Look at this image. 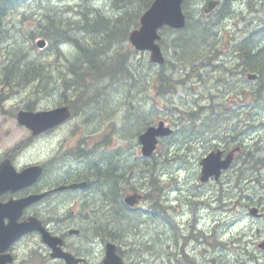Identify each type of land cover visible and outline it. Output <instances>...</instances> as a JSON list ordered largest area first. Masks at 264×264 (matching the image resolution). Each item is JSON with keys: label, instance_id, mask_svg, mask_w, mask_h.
Returning a JSON list of instances; mask_svg holds the SVG:
<instances>
[{"label": "rangeland", "instance_id": "rangeland-1", "mask_svg": "<svg viewBox=\"0 0 264 264\" xmlns=\"http://www.w3.org/2000/svg\"><path fill=\"white\" fill-rule=\"evenodd\" d=\"M139 1L144 0H66V2L64 0H52L51 3L48 2L47 5L51 8L56 7V9L58 10H49V15L47 16H69L71 18L75 17L77 19H82L83 15L80 12V8H83L89 14V18H91L92 23L95 21L93 18L94 15L99 18L100 15H97V11H99L101 14H103L102 18L99 20V24H106V27L110 29L111 25H118L117 21H119V19L110 21L109 18H118V15H121L122 13L132 9H134V13L137 12L139 14L141 12V7L138 4ZM203 1L204 0H190L188 6H186L185 9L189 12V24L192 27H198V36L206 40L200 41L196 49V54L201 51L199 54L202 53V55H204H201L202 58L199 59V61L203 62V64H201L202 66L195 68V72H193L191 75L178 77L177 80L180 81L182 85L179 83L176 87L177 90H174L172 93H168V89H162L160 91L162 92L160 94L161 97L157 96L156 102L153 101L156 90L154 81L157 80V76L155 75H157L158 70L160 68L165 69L167 71L166 75H168V72L172 71L175 75L183 74L182 70L184 69V66L178 63V54L183 51L176 46L177 42L175 39L177 36L182 37V35H185L186 31L174 32L170 29L161 31L163 40L165 38L164 43H166L163 44L165 63L161 64V67L155 64L152 66H148V64H152L150 60V53L148 51H139L135 49L130 41L127 40L117 44L115 43L113 45V50H116L120 47L121 51L123 53H127L128 55V61L131 64H127V66L129 68V72L132 74L131 76H129V79L127 80L125 77H120V75H118L117 77H115L117 81L115 80V82H111L110 84H107L108 80L106 79L108 77L103 79L106 80L104 83L95 82V88L92 89V92L95 95L94 98H96H87L88 100L86 99V104L79 107V110L82 109L83 111H80L86 114V118L82 119V121L78 116L75 119L64 124L62 127L54 130L52 133L41 138H29L32 137L31 132L18 124L16 119L17 112L21 108H25L27 104H30L31 107H35L36 109H48L56 107L58 102L61 101V98L64 94L63 90H60V92L58 90H52L43 95L36 90L34 93H32L31 91L33 90V87L22 88L18 87L17 85L13 87H7V85L5 84H0V161L3 159L6 153H10V155H13V162L15 166L19 169L24 168L28 164L36 162L47 161L51 163L49 173L44 177V180L41 182V184L46 183L57 185L60 182H58V176H61L62 174L64 176H67L68 174H72L78 171L82 172L80 176L83 173L91 174V181L95 183L94 188L99 190V193H94L96 198L95 200L97 202L99 201L100 203L104 198L102 196V190H106V188H100V183H103V180L100 182V179L98 178L99 173H95L93 171V164L97 163L102 166V168H106L107 166L108 168H113L114 163L113 165L110 164L113 160L112 157L106 160L101 158L103 152H105V149L111 150L117 145L114 141L108 140V142H102L103 136H105V130L107 128V126L105 125L111 120H115V114L119 113L121 110L123 111V125H119L120 119L118 123L108 125L112 132H117V137L119 138L118 141L130 140L132 138L130 140L131 144H129L130 148L128 150H125L123 152V155H128L130 157L131 153H133L136 158L137 156H142V153L141 151H139L138 146L134 145L135 143L139 144V142L137 134L134 135L133 132L137 129L139 131V129L144 125L142 123V119L145 120L146 118L147 121H150L149 125L154 124L161 119L166 120V122L178 132V135L173 138V147L169 146L170 144L168 143H163L162 145L160 144V148L157 152L158 156L163 158L162 161H167L166 163L159 165L160 168L158 170L159 172H167V176L162 181L165 184V188L163 190V199H166L167 193L171 191L170 188L176 187L172 190L174 197L173 203H175L176 206L178 203L177 196L182 193L184 197H189L192 201L198 202V197H193L194 195L190 194L196 192L194 189L198 190L199 193L200 191H203L202 196L200 194L198 196H200L201 200H204L207 203L206 206H203L202 204L200 205L203 211L201 213L202 218H199L200 222L197 228L193 230L194 233H192V236L186 237L182 240V242L185 243V249L187 247H195L200 248L201 251L202 249L207 250L208 253L205 255V259L210 264H264V250H262L258 246V243L264 239V218L252 217L249 213L248 208V206L250 205L247 204L252 203L251 205H256L254 203L260 204V202H264V188L262 189L261 186L253 184L259 174L257 173L256 175H251L248 177L244 176L240 178L239 187H237L236 179L238 174H241L242 171L239 172L240 164H236V166L231 167L223 174L220 184H217V182H213L212 184L202 185V183H200L199 181V175L201 172L200 160L202 159V157L209 150L215 148L216 145L222 147L221 149L229 148L227 140H218L215 135H221L225 133H227L228 135H234L237 138L243 139V144L245 146L247 144L251 145V140L254 138L260 139V135L264 137V91L257 92L258 85H255L256 82L251 83L247 81L244 77V74L242 72H238L237 69L235 76H232V73L229 72V69L232 68L230 66L232 64H236L239 61L235 57L234 45L238 43V41L244 34L247 33L248 30H251L253 27H257L261 22L260 20L263 19L264 16H262V12L259 14L253 13L254 17H256L257 19L255 21H252L249 18L251 21L247 23L248 20H241V18H243V15L235 14L236 12L239 13L246 11L250 6V1H253L227 0L224 7L221 9V12L218 11L216 14H212L214 16L205 17L203 13ZM41 2L42 0H30L17 6L15 10H12L5 19L6 27L9 28L10 32L15 33V35L17 36L18 31L23 32L25 30H34L32 27L35 26L37 20L42 16L38 15L40 10H42L43 2ZM44 3L47 2L44 1ZM92 8L99 10L92 11ZM53 12L57 14L50 15ZM24 13L27 15H23ZM29 13H33V15H28ZM250 16L251 18L253 17L252 15H248V17ZM236 17H241L237 20L236 27L238 29H234V19ZM206 26L210 28L211 31L209 30L208 32L207 29H204ZM71 27L72 25L70 26V28ZM77 29L74 30L73 27V31L71 30L70 34L74 37L81 38L84 36L88 39H90L93 34L88 31L79 32V30ZM202 29L206 30V32H208L210 35L206 34V32L205 34H203L204 32L202 31ZM186 35L189 36V34ZM14 39H16V37L7 38V41H5V38L2 40V43L5 41L3 44L5 49L3 48L2 43H0V71L4 66H2L1 61L3 60L7 49L10 46H13ZM91 39L90 43H92V45H95L94 42L97 39ZM21 40H24L26 46L30 47L31 55L29 53L28 56L34 58L35 60L38 59L41 61H45L46 59L48 61H53L55 59V61L61 62L67 57L69 60H73L76 56L75 50L70 46H66L64 48L65 52L63 51V57L61 58L59 55L53 53L50 50L43 52L39 51L35 46L31 47V44L35 43V39L33 41L29 39L28 42V39L23 37L21 38ZM99 44H107V42H99ZM263 44L264 37L260 38L258 44H254L256 45L254 47L256 48V50L258 47V50L262 51ZM113 53L111 52L110 54H108V57H106L108 61L110 58L114 59V57H116L115 53L117 54V52ZM86 61L87 63H89L88 60ZM240 62L242 63L243 61L240 60ZM247 64L248 61L245 62V65ZM116 66H118V64H116ZM107 71L108 69L106 68L98 70L97 72H95V74L96 76L101 75L105 77ZM180 78H183V81ZM223 78H226L227 80ZM236 80L237 82L233 83V81ZM162 86L168 87L167 82L163 79ZM47 87L48 83L45 82L44 90H42V93L45 92ZM242 89H245V91L241 92L239 95H236V92ZM141 90L144 92H140ZM103 95L105 96V98L101 97ZM98 99L99 101L97 102L96 106H92L94 100ZM216 103L218 104V106ZM109 104L110 108H108ZM211 104H214L215 107ZM222 104L224 105L223 107H225L226 110L229 109L231 113H234L233 115H231L230 119L227 118V116L223 118H221V116L217 117L216 109L220 108ZM105 105H107V108L105 109L107 110V112L104 110ZM149 108L152 110V113L150 114L146 113L149 112ZM197 108H202L200 109L201 111L199 110L198 112H202V119L197 121V123L202 126L200 127L198 125V128L195 125L190 126L191 122L188 118H186V115H190L191 113L195 112ZM127 109L133 111L127 112V116L124 117V113ZM202 122L206 123L203 124ZM79 123H81V125H79L81 127L77 130H74L73 128ZM91 127L95 129V132H93V129H91ZM193 127L196 128V131H216L213 134H210V136L212 135V137L207 142L196 140L193 133H190V135H188L189 133L186 134L184 132L182 134L183 136L181 135V138L177 137L183 131L188 130L189 132H191ZM247 127L251 129L247 130L245 134L242 135V130ZM141 132H143V130ZM80 134L82 135V140L77 146H82L83 149L86 150L85 154H82L78 157L74 153V149L72 148V146L75 144L76 138ZM134 137L136 138V141ZM183 138L184 141H187L189 145L188 149V146L184 145L186 143L177 145V143L183 141ZM93 140V146L91 148H88V145L91 144ZM178 146H180L181 152L186 153L183 161L179 158L177 159V156L175 158V155L178 154ZM165 147H168V152H166ZM254 150L256 149H253V154L251 156L256 159H254L255 166L250 167L248 172L252 173L257 167L264 174V166L260 164V161L258 159L259 154H257V152H254ZM226 151L228 150L226 149ZM100 152L101 156L99 155ZM169 155L173 156L174 158H171L168 161ZM110 159L111 162H109ZM131 162L132 160L126 159L125 162L121 163V167L125 166L127 169V172L125 173V180H128L129 182L132 180L133 182L136 181L138 183L147 181L148 176L143 175L147 172L141 173L142 175H138L137 173H135L136 177H134V179H130L128 175V164H130ZM253 163L249 164V166L254 165ZM140 165L141 164H139V167ZM117 170H119L118 173H122L119 167L117 168ZM237 172L239 173L237 174ZM174 174L177 175L175 177V181L174 179H171L169 181L167 177H171ZM101 178L106 179V177ZM119 178L122 177L120 176ZM119 182L121 184L120 186H122L123 180ZM110 183H114V180H112V182L110 181ZM116 185H118V182L116 183ZM130 188H132V186H127V190H129ZM138 189L143 190L145 189V187L142 186ZM159 194L160 193H157L156 198H161V195L158 196ZM220 195H222V204H228L227 202L234 201L232 203L233 210L231 214L228 213V210L225 211V209H223L222 212L217 210V217L214 221V217L211 216L212 211L209 208L214 203L215 206H219ZM230 197L231 199L229 200ZM236 201H240V204H237ZM145 205L146 204L144 203L143 206ZM167 206H169V203L167 204ZM97 209L98 207L94 209L96 215L98 214V212L100 213V210ZM157 209L158 212L161 211L160 205H157ZM207 210L208 212L206 213ZM139 215L141 214H132L128 211V216L124 215L123 217H125V223L136 221L137 226H141V228L143 227V229L138 228L137 230H133L134 235L137 231L144 238L149 237L148 225L151 224V220H149L150 218H138ZM204 216H206L207 218ZM191 219L194 218L190 217L189 221ZM221 220H225V222L221 223V225L217 224L221 222ZM160 221L161 219L158 216V222H156L157 231H152L151 239H153L155 234H163L158 231V229L160 230L159 226L162 228L164 227L162 225V222ZM101 222L103 221H99L98 223ZM104 222V225L107 226L108 221ZM159 222L161 224H159ZM153 225L155 226V223H153ZM98 228H100V231L102 230L101 226H99ZM125 231L126 234H128L126 235L127 238L134 237L133 234H130L132 233L130 227L126 226L125 230L123 228L124 234ZM204 232H206V235H203ZM190 238H193L195 243H190L188 241L186 242V240ZM98 244L99 243H95L94 247ZM169 244L170 241L166 246L167 248ZM149 246L151 247V245ZM179 246L180 245L178 244L177 248ZM19 248L20 249L18 250V252L21 257L23 254H27L29 251H31L30 246H24L23 243L19 245ZM148 251H152V249H148ZM96 256L97 261L99 262L104 258V255L98 252ZM167 260L168 262H162V264H178L177 262L173 263L171 259ZM142 262H144L142 264L146 263L145 261Z\"/></svg>", "mask_w": 264, "mask_h": 264}, {"label": "flooded vegetation", "instance_id": "flooded-vegetation-1", "mask_svg": "<svg viewBox=\"0 0 264 264\" xmlns=\"http://www.w3.org/2000/svg\"><path fill=\"white\" fill-rule=\"evenodd\" d=\"M252 1L253 2L250 1V6L246 11L235 14L243 15V18L236 17L234 19V29H238L236 25L239 18H241V20H248L247 23H249L251 20L249 19L248 15H253V13L259 14L264 10V0ZM262 14L264 15V11L262 12ZM234 47L238 55H241L242 48L238 44H235ZM0 82L1 85H3L1 77ZM156 84L157 80L154 81L155 89H157ZM9 86L10 85H7V87ZM51 88L57 89L58 86H50L49 89ZM161 93L162 92L155 90L156 95H160ZM98 101L99 99L94 100L92 106L95 107ZM63 104H68L72 109V115L70 116L71 119L69 121L75 119L77 116L75 115L74 104L70 103L66 97L62 96L61 101H59L56 106H60ZM63 125L64 124L50 129L49 131L45 132L43 137L62 127ZM77 125H81V123ZM91 129H93V132H95V129L93 127H91ZM215 131L216 130H207L206 132H203L196 131V128H193L191 132L187 130L186 134L189 133L188 135H190V133H193L196 140L207 142L209 141L208 139H211L212 137V135L210 136V134H213ZM184 132L185 131H183L177 137L181 138V135ZM174 134L175 132L173 131L170 138L168 137V140H166L171 147L174 146V144H172V138ZM215 136L218 140H230L232 143L238 144L236 147L239 148V151L235 156V158L237 157V161L235 164H240L239 172H242L241 174H238L239 172H237V174L241 176V178L244 176L248 177L251 175H256L257 173L259 174L258 177L263 176L257 167L252 173L248 172L250 167L255 166L253 162H248L246 160V158H249L250 155L253 154V152L251 154L248 153L243 143L239 144V140L232 139L229 136H226V134ZM262 140H264V137L260 135L259 143ZM181 143H186L184 145L188 146L187 149L189 148V145L187 141H184V138L183 141L177 143V145H180ZM259 143L257 145H259ZM93 144L94 140L91 144L88 145V148H91ZM218 147L219 146L216 145V148ZM219 148L221 149L222 147ZM165 150L166 152H168L167 147L165 148ZM221 150L224 152V154L228 152L226 151V148H223ZM123 152L124 151L121 148H118L112 152H107L105 154L106 156H103V159L105 160L110 157L114 159V165H117L122 171V173H119L122 178H118V180L116 181V183L118 182V185L115 184L116 189L114 188L113 191L108 188H106V190H102V196L104 198L100 203L99 201L97 202L95 200L96 198L94 193H99V190L94 188L95 183L91 181V174L83 173L80 176V174L82 173L80 171L68 174L67 176H64L62 174L61 176H58V182H60L57 185L46 183L41 184V182L44 180V177L48 175L51 167V163L47 161L38 162L42 165L43 171L41 177L36 183L16 193H6L9 198L14 199L25 197L30 193L35 192L41 194L42 197L40 198L39 202L26 208L24 207L19 217L21 221L26 220L28 216L37 217L44 229L53 238L49 240L50 243H46L43 239L42 232L39 230H32L27 235L22 236L21 239H19L10 249V253L15 255L16 262L14 264H104L103 260L100 262L97 261L96 254L98 252L105 256L107 245L109 243H112L116 246V252L122 259L125 260V264H142L144 263L142 261H145V264H162V262H168L167 259H171V261H178L179 264H205V251L199 254L193 253L190 248L187 247L185 249V243H183L182 240L186 237L192 236V234H190L189 236L183 234V230L188 225H190L194 229L197 228L200 222L198 217L202 218L201 213L203 212L200 205L202 204L203 206H206L207 203L204 200H201L200 203L199 201H192L189 197H184L182 193L177 196L178 203L176 206L175 203H173L174 197L172 191L176 187L170 188L171 191L167 193L166 199H163L164 188H159L156 184L155 179L158 160L162 161L163 158L159 157L158 153L156 152L153 156L147 159L150 161L152 168V172L150 173V180L152 181H150L151 187L149 189L145 188L141 191L134 190L128 192V194L141 196L136 205L132 207L128 206L124 202L125 196L127 194L126 190H123L126 183L125 173L127 172V169L125 166L121 167V163L125 162L126 160V158L123 157ZM6 156L13 160V155H10V153H7ZM176 156L180 160H184V157L186 156V153L181 152L180 146H178V154L175 155V158ZM169 157L174 158L171 155H169ZM252 163L254 165L249 166V164ZM122 180L123 183L122 186H120L121 184L119 181ZM221 180L222 177H219L218 179L211 178L207 183H202V185L212 184L213 182H217V184H220ZM80 183H85V186L78 188L70 187L71 184ZM237 187H239V184L237 185ZM147 193H149L148 196ZM157 193H160L159 195H161V198H156ZM190 194L194 195L193 197H199L198 195L200 193L194 192ZM219 202L220 203L219 207H217V210L221 211L222 195L219 196ZM144 203L146 204L145 206H143ZM168 203L169 206H167ZM157 205H160L161 207L160 212H158ZM214 205L215 203L212 206ZM95 207H98V209L100 210V213L98 212L97 215L94 210ZM181 208L184 209L182 210ZM126 209H128L132 214L140 213L141 215H139L138 218L142 217L143 219H149L151 216L152 222L148 225L149 237L144 238L137 231L134 235L133 230H137L138 228L143 229V227L141 228V226H137L136 221L125 223V220H123L122 217L124 215H128ZM158 216L164 223L163 228L159 226L160 232L163 234H155L153 239H151L152 231H157L156 222L158 221ZM190 217L194 219H191L189 221ZM174 220H176L177 222H175ZM99 221L103 222L98 223ZM104 221H108L107 226L104 225ZM153 223H155V226L153 225ZM99 226L102 227L101 231L99 230L100 228H98ZM126 226L131 228L132 233L130 234L134 235L133 238H127L126 235L128 234H126V231L124 234L123 228L125 230ZM203 235H205V232L203 233ZM169 241L170 244L167 248L166 246L168 245ZM22 243L24 246H30L31 251H29L27 254H23L21 257L18 250L20 249L19 245ZM95 243L99 244L94 247ZM178 244L180 246L177 248ZM149 245H151V247ZM55 249L71 254L73 256V262L69 263L63 257L54 256V254L56 253ZM148 249H152V251H148ZM20 260H22L21 263Z\"/></svg>", "mask_w": 264, "mask_h": 264}, {"label": "bare ground", "instance_id": "bare-ground-1", "mask_svg": "<svg viewBox=\"0 0 264 264\" xmlns=\"http://www.w3.org/2000/svg\"><path fill=\"white\" fill-rule=\"evenodd\" d=\"M44 1H46L47 3H44ZM51 1L52 0H42V2H43V5H42V10L44 11L46 8H49L50 6H48L47 4H48V2H50L51 3ZM65 2H66V0H64ZM144 1H146V0H144ZM189 1L190 0H186V2H185V4H184V12H185V14L186 15H188V18H189V20H190V17H189V12L188 11H186L185 9H186V6H188V4H189ZM205 1L206 0H204L203 2H204V4H205ZM227 0H214V6L212 7V9H209V10H206V8H205V5H204V7H203V10H204V16L205 17H210V16H214V15H212V14H216L218 11H220L221 12V9L224 7V5H225V2H226ZM228 1H230V0H228ZM60 2V1H59ZM121 2V1H120ZM259 3V2H258ZM255 4H256V1H255ZM262 4V3H261ZM67 5V4H66ZM264 5V4H263ZM229 6V5H228ZM51 8V7H50ZM53 8H56V7H53ZM121 8V7H120ZM236 8V7H235ZM247 8V7H246ZM262 8V7H261ZM263 9V8H262ZM93 10H99V9H94V8H92V11ZM141 11L143 10L142 8L140 9ZM57 11V10H56ZM200 11V10H199ZM223 12V11H222ZM263 12V11H262ZM236 13H238V12H236ZM240 13V12H239ZM261 13V12H260ZM57 13H55V12H53L52 14H50V15H56ZM103 15V14H102ZM217 16V15H216ZM223 16V15H222ZM253 17H254V15H252ZM262 16H264L263 14H262ZM251 18V17H249L252 21H255L257 18L256 17H254V18ZM222 18V17H221ZM220 19V18H219ZM220 21V20H219ZM261 22L258 24V26L257 27H253L251 30H248L247 31V33L246 34H244L243 36H242V38L238 41V45L242 48V51H241V55L239 54L238 55V53L235 51V57L239 60L236 64H232L230 67H232V68H230L229 69V72H231L232 73V76H235L236 75V69L238 70V72H242L243 74H244V67L246 66L245 65V62L247 61L246 60V58L243 56V54H242V52H243V50L245 49V50H252L251 51V54L250 55H253V53L255 54H257V52H259V51H261V50H258L259 48L257 47V50H256V48L254 47V46H256V45H254L255 43H257L258 44V42H259V39L260 38H262V37H264V18L263 19H261L260 20ZM211 22V21H210ZM215 23V22H214ZM219 23V22H218ZM71 26V25H70ZM209 26V25H208ZM78 30V29H77ZM210 30V29H209ZM73 31V30H72ZM80 31V30H79ZM182 31V30H181ZM211 31V30H210ZM77 32V31H76ZM209 32V31H208ZM208 32H206V34H209ZM214 32V31H213ZM64 34H66V33H64ZM72 34H73V32H72ZM203 34H205V33H203ZM213 34V33H212ZM210 35V34H209ZM62 36V35H61ZM77 36V35H76ZM86 36V35H85ZM188 36V35H187ZM86 38V37H85ZM62 39H64V40H62ZM72 39H75V40H77V37H74V36H72L71 34H70V32L68 33L67 32V35L66 36H64V37H62L61 39H57V38H54L53 40H51L52 42H51V47H50V45L48 44V46L47 47H45V48H43V49H41L40 51H43V52H45V51H47V50H50V51H52L53 53H56L57 55H59L61 58L63 57V51L65 52V50H64V48L66 47V46H70V47H72L74 50H75V52H76V56L74 57V59L73 60H69L68 59V57L66 58V59H63L61 62H57V61H55V59L52 61V60H46L45 59V61H47V62H45V61H41V60H38L37 59V61L38 62H43V63H46V64H50L51 65V67H52V72H46L45 70H43V73H44V77L43 78H41V79H36V80H30L29 81V88L30 87H33V90L31 91L32 93H34L35 92V90L37 91V92H39V93H41V94H43V95H45L47 92H50V91H52V90H58L59 92H60V90H63V92H64V94H63V96L64 97H66L67 99H73V100H68L70 103H72V104H74V107H75V115L78 117H80L81 119L80 120H82V119H84V118H86V114L85 113H83L82 111V109H80V110H82V111H80L79 110V107L80 106H82V105H84V104H86L85 102H86V99L87 98H91V99H93L94 98V93L92 92V89H94L95 87H94V83L95 82H97V83H104L106 80H103L105 77H103V76H101V75H98V76H95L94 77V79H93V81H92V83H83V81L81 82V83H79V84H77V83H75V71L78 69V70H81V72L83 73V78L88 74V73H92V72H96V70H93V71H91V69H89V65L90 64H92V63H90L91 61L89 60V63H87V61L84 59V56H83V58H81V59H79V60H77L76 59V57L78 56V48H77V45H75L76 43H74L73 42V40ZM74 40V41H75ZM81 40V39H80ZM164 40H165V38H164ZM84 41V40H83ZM82 41V42H83ZM69 42H70V44H69ZM72 43V44H71ZM83 44V43H82ZM163 44H166V43H164L163 42ZM88 46H89V48H91L94 52L95 51H97L98 52V54L100 53V52H103L104 51V49H105V45L106 44H95V45H92V43H88L87 44ZM108 46V45H107ZM85 47H87V46H85ZM164 47V46H163ZM163 47H162V54H163V62L162 63H160L159 65L158 64H155V65H157V66H160L161 67V64H164L165 63V53H164V50H163ZM262 47H263V49H264V44L262 45ZM88 48V47H87ZM107 49V48H106ZM121 49V48H120ZM89 51H91L90 49H88ZM112 51V53H113V49H111ZM234 50H235V47H234ZM82 51V50H81ZM85 51H87V50H85ZM88 51V52H89ZM117 51V50H116ZM115 51V52H116ZM199 52V51H198ZM201 52V51H200ZM199 52V53H200ZM246 53H247V51H245ZM67 53V52H66ZM121 53L122 54H124L122 51H121ZM197 53V52H196ZM195 53V54H196ZM262 53V52H261ZM80 54H81V52H80ZM88 54V53H87ZM108 54V53H107ZM186 54V53H185ZM89 55V54H88ZM90 55H92V53L90 54ZM105 55V54H104ZM113 55H114V53H113ZM112 55V56H113ZM199 56H200V54H198ZM201 55H202V53H201ZM258 55V54H257ZM100 56V55H99ZM191 56V55H190ZM196 56V55H195ZM202 56H204V55H202ZM260 56H261V54H260ZM91 57H94V56H91ZM102 57V56H101ZM101 57H100V60H101ZM107 57H108V55H107ZM194 57V56H193ZM192 57V58H193ZM197 57V56H196ZM90 58V57H89ZM89 58H86L87 60L89 59ZM115 58V57H114ZM128 58V57H127ZM178 60H179V62L178 63H180V65H182V66H184V69L182 70V73L183 74H179V75H175L174 73H173V71L172 72H168V75H166V70L165 69H163V68H160L159 70H158V73H157V75H155V76H159V77H161L163 80H165L166 82H167V84H168V89H170L171 87H173V88H176L177 87V85L180 83V81H178L177 80V78L178 77H185V76H188V75H191L193 72H195V68H198V67H200V66H202L201 64H203V62H200L199 61V59H198V61H197V59L195 60V65H193V64H191V62L189 63L188 61H186V59H183L184 57H183V52H181L180 54H178ZM182 58V59H181ZM186 58V57H185ZM260 58H262V57H260ZM98 59V58H97ZM105 59V61H106V59L107 58H104ZM194 59V58H193ZM192 59V60H193ZM99 60V59H98ZM97 60V61H98ZM103 60V59H102ZM188 60V59H187ZM190 60V59H189ZM240 60H242L243 62L241 63L240 62ZM11 60H8L7 62H10ZM104 61V62H105ZM108 61V60H107ZM112 61V60H111ZM114 61V60H113ZM102 62V61H101ZM152 62V61H151ZM200 64H199V63ZM97 64L99 63V62H96ZM115 63V62H114ZM130 63V62H129ZM107 64V63H106ZM93 65V64H92ZM100 65H102L101 63H100ZM152 65H154V63L152 62V64L150 63V64H148V66H152ZM103 66V65H102ZM102 66H100L101 68H102ZM105 66V65H104ZM195 66V67H194ZM6 67H8V64H4V66H3V68H1V71H0V76L1 77H6V74L8 73L7 72V68ZM94 67V66H93ZM222 67V66H221ZM96 68V67H95ZM100 69V68H99ZM199 70H200V68H199ZM198 70V71H199ZM7 72V73H6ZM178 72V71H177ZM154 73V72H153ZM179 73V72H178ZM225 73H227V72H225ZM247 73L248 74H251L250 76H252V78L251 79H249V80H247V81H249V82H251V83H254V82H256L255 83V85H258V88H259V85H260V74H259V72L256 70V71H247ZM184 75V76H183ZM201 75V74H200ZM194 76V75H193ZM192 76V77H193ZM211 76H212V74H211ZM225 76V75H224ZM191 77V76H190ZM189 77V78H190ZM231 78V77H230ZM248 78H250V77H248ZM180 79H182V81H183V78H180ZM179 79V80H180ZM185 79V78H184ZM223 79H226V78H223ZM80 80V79H79ZM110 80L111 81H108L107 82V84H110L111 82H115V80L116 79H114V78H110ZM227 80V79H226ZM81 81V80H80ZM117 81V80H116ZM45 82H47L48 83V87H47V89L45 90V92L44 93H42V90H44V83ZM237 82V80L236 81H233V83H236ZM174 86H176V87H174ZM181 84V83H180ZM54 85H57L58 86V88L57 89H55V88H51V89H49V87L50 86H54ZM182 85V84H181ZM183 87V86H182ZM178 88H179V86H178ZM258 88H257V92L259 91L258 90ZM145 89V88H144ZM177 89V88H176ZM229 90V89H228ZM251 90V89H250ZM254 90V89H253ZM174 90H172V88H171V91H169L168 90V93H172ZM237 91V90H236ZM140 92H144V91H140ZM139 93V92H138ZM251 93H252V91H251ZM136 94V93H135ZM213 95V94H212ZM255 96V95H254ZM102 98H105V96L103 95V96H101ZM96 98V97H95ZM94 98V99H95ZM88 100V99H87ZM84 101V102H83ZM88 102V101H87ZM260 102V101H259ZM88 104V103H87ZM217 104V103H216ZM220 104V103H219ZM212 106H214L215 107V105L214 104H211ZM217 106H218V104H217ZM220 106V105H219ZM224 105L222 104V106H220V108H218V109H216V115H217V117L218 116H221V118H223V117H226L227 116V118H231V115H233L234 113H231V111L228 109V110H226V108L225 107H223ZM173 107V106H172ZM175 107V106H174ZM85 108V107H84ZM107 108V105H105V107H104V110ZM108 108H110V104H109V107ZM200 109H202V108H200ZM200 109H198L197 108V110L195 111V112H193V113H191L190 115H186V118H188L189 119V121L191 122V125L190 126H196L197 128H198V125H199V123H197V121H199L200 119H202L201 118V113H198L199 112V110ZM233 109V108H232ZM240 109V108H239ZM247 110V109H246ZM106 112H107V110H105ZM133 110H129V109H127L126 111H125V113H124V117L125 116H127V112H132ZM201 111V110H200ZM238 111V110H237ZM81 112H82V114H81ZM105 112V113H106ZM119 113H120V115H119ZM119 113H117V114H115V116H114V118H115V120H111L110 122H108L105 126H107V128H106V130H105V136H103V139H102V142H108V140L109 141H114V142H116V147L115 148H113V149H111V150H109V149H105V152H103V155H102V158L101 159H103V156L107 153V152H112V151H114V150H116V149H118V148H121L123 151H125V150H128L129 148H130V145L129 144H131V142H130V140L132 139H130V140H120V141H118L119 140V138L117 137V132L116 131H114V132H112L111 130H110V127H109V125L108 124H115V123H118V121H119V119H120V121H119V125H123L124 124V118H123V111L121 110ZM146 113H148V114H150V113H152V110L149 108V112H146ZM241 113V112H240ZM248 113V112H247ZM145 115V114H144ZM214 116H215V114H214ZM213 118V117H212ZM205 119V118H204ZM203 119V120H204ZM250 119V118H249ZM259 119V118H258ZM209 120V119H208ZM83 121V120H82ZM206 121V120H205ZM254 121H255V119H254ZM150 121H147V119L145 118V120H143L142 119V123L144 124H142L143 126L139 129V131H138V129L137 130H135L133 133H134V135L135 134H137V136L140 134V132L145 128V127H147L150 123H149ZM223 122V121H222ZM239 122V121H238ZM203 123V122H202ZM206 123V122H205ZM205 123H203V124H205ZM224 124V123H223ZM240 124V123H239ZM245 124V123H244ZM262 124V123H261ZM242 125V124H241ZM247 125V124H246ZM258 125V124H257ZM200 126V125H199ZM202 126V125H201ZM200 126V127H201ZM256 126V125H255ZM260 126V125H259ZM81 126H79V125H76L73 129L74 130H77V129H79ZM86 127H88V126H86ZM224 127V126H223ZM131 128V127H130ZM194 129H195V127H193ZM234 128V127H233ZM242 128H243V126H242ZM249 129H251V128H249V127H247V128H244L242 131V135H244L245 134V132L247 131V130H249ZM126 131V130H125ZM138 131V132H137ZM173 131L175 132V134H174V136H173V138H175V135L178 133L173 127H172V132L169 134V135H167V136H162V137H160L159 139H158V141H159V143L162 145L163 143H168L166 140H168L167 138L169 137L170 138V136L172 135V133H173ZM198 131V130H197ZM74 132H76V131H74ZM185 133H186V131H185ZM220 135V134H219ZM183 136V135H182ZM226 136H229L230 138H232V139H236V140H239V144H242L243 143V139H240V138H237L236 136H234V135H228V134H226ZM247 136V135H246ZM173 138H172V141H173ZM134 139H135V141H136V138L134 137ZM208 140H210V139H208ZM205 141H207V140H205ZM252 141V143H251V145H249V144H247L245 147H246V151L248 152V153H252V151H253V149H256V150H254V152H257V154H259V157H258V159H259V161H260V164L262 165V166H264V140H262L260 143H259V138L257 139V138H254V139H252L251 140ZM121 142H122V144H121ZM259 143V145H257ZM127 144V145H126ZM135 146L137 145L138 146V148H139V151H142V146L141 145H139L138 143H135L134 144ZM257 145V146H256ZM134 146V147H135ZM166 146V145H165ZM260 146V147H259ZM224 147V146H223ZM166 148V147H165ZM168 148V147H167ZM85 150L86 149H83V147L82 146H77L75 149H74V153L79 157V156H81L82 154H85ZM99 152V151H98ZM101 152H102V150H101ZM101 152L99 153V155L101 156ZM175 154V153H174ZM154 155V153H152V154H150V155H147V156H137L136 158H135V156L133 155V153H131V158L127 155V156H125V155H123V157L124 158H126V159H130V160H132V162L130 163V164H128V175H129V177H130V179H134V177H136L135 176V173H137L138 175H140L141 173H145V172H147L146 174H143V175H146V176H148V179H147V181H143L142 183H138V182H133L132 180L129 182L128 180L126 181V183H125V187L123 188V190H126V192H129V191H131L132 189H133V187H134V185L133 184H135V187H136V190H138V191H141V189H138L139 187H145V188H150L151 187V180H150V173L152 172V168H151V164H150V161L149 160H147L148 158H150L151 156H153ZM106 156V155H105ZM121 157V156H120ZM118 158V157H117ZM172 157H169L168 158V161L171 159ZM95 159V158H94ZM119 159H121V158H119ZM178 159V158H177ZM254 157H252L251 155H250V157L249 158H246V160L247 161H249V162H254ZM123 160V159H122ZM256 160V159H255ZM183 161V160H182ZM259 161H257V162H259ZM120 162H121V160H120ZM167 162V161H166ZM165 161H159L158 160V163H157V167H156V171H158L159 170V165H162L163 163H166ZM256 162V163H257ZM104 163V162H103ZM139 164H141L140 165V167H139ZM143 164V165H142ZM254 164H255V162H254ZM154 170V169H153ZM259 170V169H258ZM260 171V170H259ZM260 173L263 175V176H261V177H257V179L253 182V184H256L257 186H261V188L263 189L264 188V174L260 171ZM158 174V175H157ZM142 175V174H141ZM167 176V172H156V174H155V179H156V184H157V186L159 187V188H165V184H164V182H162L163 181V179L165 178ZM177 175H172L171 177H167L168 178V180L170 181L171 179H174V181H175V177H176ZM129 179V178H128ZM261 179H263V180H261ZM177 180V179H176ZM151 181V182H150ZM133 182V183H132ZM252 184V183H251ZM127 186H129V187H131L132 186V188H130L129 190H127ZM144 190V189H143ZM197 193H199V191L198 190H196V189H194ZM202 193H203V191H200V194H201V196H202ZM104 194V193H103ZM156 194V193H155ZM149 195V193H147V196ZM251 195V194H250ZM157 196V195H156ZM158 196H160V195H158ZM228 197V196H227ZM155 198V197H154ZM157 199H159V198H157ZM197 199V198H196ZM231 199V197L229 198V200ZM251 200H253V199H251ZM198 201H199V203H200V201H201V198H200V196L198 197ZM232 201V200H231ZM124 202H125V199H124ZM152 202V201H151ZM155 202V201H154ZM234 201H232V202H227L228 204H222L221 205V207H222V209H221V212H222V210L223 209H225V211L226 210H228L229 212L228 213H230L231 214V212H232V210H233V203ZM256 202V201H255ZM236 203L237 204H240V201H236ZM204 204V203H203ZM248 205H250V206H248V208H256V209H258L260 212H261V215L258 217V218H264V202L263 203H254V204H256V205H251L252 203H247ZM116 205V204H115ZM195 206V205H194ZM117 207V206H116ZM182 207V206H181ZM219 207V206H218ZM235 207V206H234ZM96 208V207H95ZM94 208V209H95ZM182 209V208H181ZM184 209V208H183ZM182 209V210H183ZM205 209V208H204ZM208 209V208H207ZM211 211H212V213H211V216H213L214 217V221L216 220V217H217V213H218V211H217V206H211L210 208H209ZM209 210V211H210ZM126 211L128 212L129 210L128 209H126ZM113 212V211H112ZM197 212V211H196ZM208 212V210L206 211V213ZM209 214V213H208ZM152 215V214H151ZM175 215H176V213H175ZM128 216V215H127ZM153 216V215H152ZM204 217H206V216H204ZM154 218V217H153ZM198 218H200V217H198ZM207 218V217H206ZM208 218H210V217H208ZM122 219H124L125 220V217H122ZM156 219V218H155ZM150 220H151V222H152V218H151V216H150ZM162 220V219H161ZM172 220V219H171ZM175 222H177L176 220H174ZM179 221V220H178ZM158 222V221H157ZM160 222H162V221H160ZM159 222V224H161ZM174 222V223H175ZM225 222V220H221V222H219V223H217V224H219V225H221V223H224ZM169 223H170V221H169ZM162 225L164 226V223L162 222ZM167 226V225H166ZM165 226V227H166ZM172 226V225H171ZM174 226V225H173ZM178 228V227H177ZM194 228H192L190 225H188L187 227H185V229L183 230V234H185V235H190V234H192V233H194ZM158 231H160L159 229H158ZM164 232V231H163ZM169 232V231H168ZM167 232V233H168ZM188 242H190V243H192V242H194V239L193 238H190V239H188L187 240ZM195 243V242H194ZM108 247L109 246H114V247H116L114 244H112V243H109L108 245H107ZM173 246V245H172ZM203 247V246H202ZM172 248V247H171ZM191 249V251L193 252V253H196V254H199V253H201V252H203V251H205V255L208 253V251L207 250H203L202 249V251L200 250V248H195V247H192V248H190ZM69 254V253H68ZM204 261H205V264H210V263H208L207 261H206V259H204ZM174 262H177L178 263V261H173V263ZM179 264V263H178ZM196 264H198V263H196Z\"/></svg>", "mask_w": 264, "mask_h": 264}, {"label": "trees", "instance_id": "trees-1", "mask_svg": "<svg viewBox=\"0 0 264 264\" xmlns=\"http://www.w3.org/2000/svg\"><path fill=\"white\" fill-rule=\"evenodd\" d=\"M23 1H26V0H0V40H3L4 38L6 40L7 38H13V37L15 38L16 37V39H14V41H13L14 42L13 46L12 47L10 46L7 49V51L3 57V60L1 61L2 66L4 64H8V67H6L7 68L6 70L8 72V73L6 72L7 73L6 77L9 78L11 83L17 82V81L23 83L24 81L29 82L30 80L41 79L44 77L43 70H45L46 72H52V70H53L50 64H46L43 62L40 63V62L36 61L37 59L35 60L34 58L29 57L28 54L31 52L30 47H27L26 43L24 42V40H21V38L25 37L28 39V42H29V39L33 41L34 39L36 40L37 37H39V36H43V37L45 36L48 39L49 45L51 47V42H52L51 40H53L54 38L61 39L62 37L67 35V32L68 33L71 32L73 27H74V30H76L78 28V30H80V31H88L90 33H93L92 36L90 37V39L91 38L97 39L98 41L95 40V42H94V44H96V45L99 44V42H107V44L105 45L106 47H105L104 51L100 52L98 54L97 51L94 52L87 45L88 43H90V39L85 38L84 36L81 38L77 37V40L72 39L73 42L76 43L75 45L78 44L77 45L78 56L76 57L77 60L83 58V56H84L85 60H87L86 58L90 57L88 59V61L90 60L91 61L90 63L93 62L92 63L93 65L90 64L89 69H91V71L96 70V72H97L98 70H102V69L107 68L108 71L106 72V75H108L111 78H115L120 74H125L126 76L131 75V73L129 72V68L127 66V64H131L128 61V58H127L128 55H127V53L122 54L120 47L116 49L117 51L116 50L113 51V52H115V51L117 52V54L115 53L116 57L114 59L110 58L108 63H107V59L105 61L104 58H106L107 55L111 53L110 51H112L111 49H113V45L115 43L117 44V43L128 40V35L130 32V29L138 26L139 16H140V13L142 11L138 14L137 12L134 13V9H132V10H129L127 12L122 13L121 15H118V18H113V17L109 18L110 21L119 19V21H117L118 25L113 24L110 26V29H109L106 27V24H103V25L99 24V20L103 16L99 11H97L98 12L97 15H100L99 18H97L94 15L93 18L95 21L91 23V18H89L90 17L89 14L83 8H80L81 9L80 12L83 15L82 19L81 18L77 19L75 17L71 18L68 16H66V17H61V16L60 17H50V16H47V15H49L48 14L49 10L53 11V10H58V9L53 8V7L52 8H46V10H44V11L40 10L38 15H42V16L37 20L35 26L32 27L34 30H25L23 32H18L17 36H16L15 33L10 32L9 28H7L6 26L3 25V20L12 9H15ZM151 1L152 0L139 1L138 4L144 10L149 6ZM78 14H79V12H78ZM23 15H27V14L24 13ZM28 15H33V13H29ZM76 16H78V15H76ZM79 16H81V15H79ZM26 18H27V16H26ZM70 25H72L71 28H70ZM206 27L204 29H207V31H209L210 28H208V27L206 28ZM197 30H198V27H196V28L192 27L188 22L186 27L182 31H186V34H189V36H187L185 34V35H182V37L177 36L175 39L177 42L176 46L183 51V57H184L183 59H186V61H188L189 63L191 62V64H193V65H194V62L196 59L198 60V59L202 58L201 54H200V56L198 55L199 53L195 54L197 52L196 49H197V46L199 45V42L200 41H206L204 38L202 39L200 36H198ZM202 31L204 33L206 32V30H203V29H202ZM64 33H66V34H64ZM62 40H64V39H62ZM34 46H35V44H31V47H34ZM85 46H87L88 48ZM88 49H90L91 51H89ZM85 50H87V51H85ZM245 51H247V53ZM251 51L252 50H250V49L249 50L244 49L242 52L243 56L248 61V64L244 67V72L245 71H251V70L252 71L257 70L260 74V79H259L260 85H259L258 90L264 91V49L262 51L257 52L258 55L256 53L255 54L253 53V55H250ZM80 52H81V54H80ZM91 53H92V55H90ZM260 54H261V56H260ZM30 55H31V53H30ZM91 56H94V57H91ZM100 57H101V60H100ZM260 57H262V58H260ZM8 59H10L11 61L7 62ZM96 62H99V63L97 64ZM100 63L103 66L100 65ZM116 64H118V66H116ZM100 66H102V68ZM94 74H95V72H94ZM94 74L92 72V73H88L86 76L95 77L96 74L95 75ZM75 78H76L75 83H77V84H79L83 81L84 78H83V73L81 72V70L77 69L75 71ZM174 87H176V86H174ZM161 88H163L164 90L168 89L165 86H162ZM171 88H172V90L175 89L173 87H171ZM171 88L168 90H171ZM243 91H245V89H242V92ZM225 134H227V133H225ZM109 162H111V159L109 160ZM113 163H114V159L112 160V163H110V164L113 165ZM117 168H118L117 165H114L113 168H108V166L106 168H102V166H100L97 163L93 164V171L95 173H99L98 178L100 179V182L103 180V183H100L101 189L102 188H108V189L113 191V189L115 188L116 181L120 177V175L118 173L119 170H117ZM106 171H107V173H106ZM101 177H106V179H102ZM112 180H114V183H110V181L112 182ZM107 181H109V182H107Z\"/></svg>", "mask_w": 264, "mask_h": 264}, {"label": "water", "instance_id": "water-1", "mask_svg": "<svg viewBox=\"0 0 264 264\" xmlns=\"http://www.w3.org/2000/svg\"><path fill=\"white\" fill-rule=\"evenodd\" d=\"M183 2L184 0H153L150 7L140 18V27L131 32V42L139 50H150L152 61L158 63L163 62L161 46L157 42V40L160 39L159 29L165 25L174 29H182L186 26L187 18L183 10ZM214 5L212 0H207L205 8L209 10L212 9ZM40 46H43V44L40 43ZM250 75L251 74H248V77L251 79L252 76ZM65 112V108L44 112L22 111L19 114V120L21 123L31 127L35 134H38L59 123L63 119ZM169 132L167 128H164L163 122L160 123L158 128L154 126L150 127L139 139L143 145V154L150 155L155 149L157 135H167ZM231 160L232 154L228 155L225 160L221 159V152L209 154L202 161L203 174L201 180L206 181L212 175L218 177L221 170L229 166ZM39 174L40 170L37 167H30L21 173H17L8 161L2 163L0 167V194L8 190L15 191L29 185ZM33 199L34 197H31L20 201H10L7 204H0V223L5 214L12 218L9 224L10 233L26 230L27 223L18 224L15 220L18 216V211L20 212V210L31 203ZM127 201H130V199L127 198ZM251 213L256 215L257 209H253ZM260 247L264 248V242L260 244ZM106 263L121 264L117 259L113 246L108 250Z\"/></svg>", "mask_w": 264, "mask_h": 264}]
</instances>
